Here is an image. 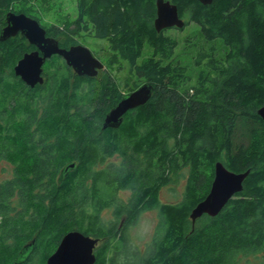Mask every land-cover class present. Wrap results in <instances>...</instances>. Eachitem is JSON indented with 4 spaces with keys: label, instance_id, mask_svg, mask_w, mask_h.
<instances>
[{
    "label": "trees",
    "instance_id": "trees-1",
    "mask_svg": "<svg viewBox=\"0 0 264 264\" xmlns=\"http://www.w3.org/2000/svg\"><path fill=\"white\" fill-rule=\"evenodd\" d=\"M166 1L199 28L196 76L177 55L179 41L156 31L157 0H78L65 41L64 29L40 23L63 48L80 44L81 33L108 42L111 66L124 60L154 87L118 129L103 123L126 94L99 75H76L59 56L32 89L14 68L34 46L21 35L0 41V162L12 168L0 180V264H18L34 239L21 264H47L72 231L100 240L95 264H264V0ZM28 3L0 0V34L10 11L39 21ZM217 162L250 173L218 216L193 224ZM70 163L75 169L59 183ZM179 178L182 198L161 203L160 190ZM128 189L136 194L125 202L119 194ZM154 208L160 222L140 253L127 231Z\"/></svg>",
    "mask_w": 264,
    "mask_h": 264
},
{
    "label": "water",
    "instance_id": "water-1",
    "mask_svg": "<svg viewBox=\"0 0 264 264\" xmlns=\"http://www.w3.org/2000/svg\"><path fill=\"white\" fill-rule=\"evenodd\" d=\"M203 5H211L213 0H198ZM157 17L154 25L157 32L177 28L184 29L186 20L180 17L178 7L170 1L157 0ZM18 35L26 38L35 50L26 53L14 68L15 75L27 86L34 89L45 83L44 66L54 56L61 57L68 67L80 77L95 78L105 69L102 61L96 58L91 50L83 45L62 48L57 39L49 37L40 22L24 13L10 11L6 15V26L0 34V41L5 42ZM154 87L143 84L135 91L126 94L121 101L108 112L103 123V129H118L124 116L131 110L145 105L153 96ZM264 125V107L258 110ZM75 163H70L60 172L58 182L73 171ZM250 171L235 173L222 162H217L214 168V180L206 198L192 211L190 218L193 224L204 215L218 216L228 203L243 190V184ZM100 240L86 236L82 232L72 231L63 237L56 251L48 258L47 264H95V251ZM35 239L21 251L18 264L26 260L32 252Z\"/></svg>",
    "mask_w": 264,
    "mask_h": 264
},
{
    "label": "rangeland",
    "instance_id": "rangeland-1",
    "mask_svg": "<svg viewBox=\"0 0 264 264\" xmlns=\"http://www.w3.org/2000/svg\"><path fill=\"white\" fill-rule=\"evenodd\" d=\"M77 1L78 0H29L28 8L35 16L38 17L39 22L45 27H59L64 29L58 39L65 41L69 36V30L65 26L67 22L73 21L77 16ZM22 5L16 3V8L20 9ZM186 20V19H185ZM67 28V29H66ZM198 26L194 23L189 24L184 29H169L166 34L174 37L179 41V48L177 55L187 65L192 74L196 76L197 68L194 64L195 48L192 47L195 43H199L201 37L198 34ZM192 35L193 42H185V39ZM80 44L89 48L93 55L102 61L105 69L100 71L99 77L105 84H112L116 90L122 94H127L134 88H139L146 83L134 71H132L129 64L120 60L117 64L111 66L110 61L113 52L110 49L108 42L99 40L93 36L81 33L75 37ZM151 55V50L146 48L144 58ZM47 67V65H45ZM116 161H121L120 157L114 158ZM12 168L6 162H0V180H5L11 176ZM186 172H184L185 174ZM184 179H175L172 183L164 186L159 193V201L161 203H174L182 198L184 190ZM136 190L128 189L121 191L119 197L121 200L128 202L134 197ZM105 218H111V212L105 214ZM160 222V213L158 208L146 210L141 213L137 222L131 225L127 231V236L131 248L144 253L146 246L152 241L156 228ZM242 264H257L253 258L245 259Z\"/></svg>",
    "mask_w": 264,
    "mask_h": 264
},
{
    "label": "flooded vegetation",
    "instance_id": "flooded-vegetation-1",
    "mask_svg": "<svg viewBox=\"0 0 264 264\" xmlns=\"http://www.w3.org/2000/svg\"><path fill=\"white\" fill-rule=\"evenodd\" d=\"M48 35V34H47ZM50 37V36H49ZM56 39V38H55ZM59 41V40H58ZM78 45H81V44H78ZM62 47V46H61ZM72 47V46H71ZM35 48V47H34ZM63 48V47H62ZM70 48V47H69ZM68 48V49H69ZM35 50V49H34ZM43 75H44V78H45V81H46V76H45V71H44V73H43ZM105 120V119H104Z\"/></svg>",
    "mask_w": 264,
    "mask_h": 264
}]
</instances>
